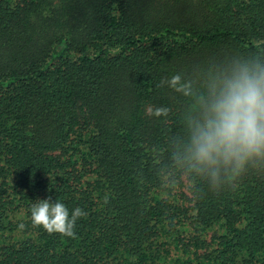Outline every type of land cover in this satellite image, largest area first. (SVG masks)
<instances>
[{
  "label": "trees",
  "instance_id": "trees-1",
  "mask_svg": "<svg viewBox=\"0 0 264 264\" xmlns=\"http://www.w3.org/2000/svg\"><path fill=\"white\" fill-rule=\"evenodd\" d=\"M0 264H264V0H0Z\"/></svg>",
  "mask_w": 264,
  "mask_h": 264
}]
</instances>
